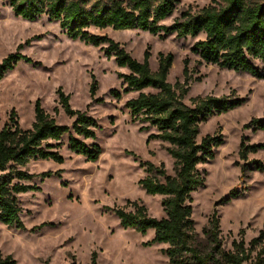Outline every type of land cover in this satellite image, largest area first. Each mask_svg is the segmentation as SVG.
<instances>
[{
    "label": "rangeland",
    "instance_id": "1",
    "mask_svg": "<svg viewBox=\"0 0 264 264\" xmlns=\"http://www.w3.org/2000/svg\"><path fill=\"white\" fill-rule=\"evenodd\" d=\"M219 3L221 0H180L163 23H172L183 11L194 12ZM89 30L108 35L137 60L142 61L149 51L154 71L160 53H172L168 81L188 88L183 97L188 105L195 96L245 99L241 105L213 114L200 124L198 140L207 134H222L223 142L215 148L212 160L197 166L205 182L192 193V217L195 244L203 251L210 247L203 229L215 211L220 218L223 246L230 249L233 240L241 238L248 244L264 225V130L245 125L253 118L264 120V78L202 61L192 47L205 38L203 33L178 37L138 28ZM106 46L69 37L59 20H51L47 14L33 20L17 16L9 0H0V62L16 53L32 59L19 61L0 79V130L13 110L20 125L31 128L38 99L58 124L71 126L75 117L66 114L59 102L58 89H62L70 95L74 109L96 119V137L85 142L101 147L96 161L87 160L69 149L65 134L60 141H52L58 144L63 162L37 159L25 167L36 174L33 182L40 186V190L18 194L25 227H9L0 221V251L12 255L16 264H91L94 253L98 264H171L163 252L167 244H148L154 237L153 229L142 234L124 228L113 211L115 207L130 210L129 201H138L150 215L166 216L163 195L147 193L139 182L146 175L142 162L163 164L170 175H175V164L167 142L148 140L156 129H143L148 122L131 116L126 102L139 92L124 91L126 84L119 74L130 71L118 66L115 56L105 54ZM94 80L97 90L92 96ZM113 91L121 96L116 97ZM243 137L248 144L262 145L249 152L247 160L240 156ZM255 161H260L263 169L257 168ZM244 165L247 169L243 175ZM46 171L58 174L42 179L40 174ZM232 189H238L239 194L226 201Z\"/></svg>",
    "mask_w": 264,
    "mask_h": 264
},
{
    "label": "trees",
    "instance_id": "2",
    "mask_svg": "<svg viewBox=\"0 0 264 264\" xmlns=\"http://www.w3.org/2000/svg\"><path fill=\"white\" fill-rule=\"evenodd\" d=\"M180 0H9L15 14L35 19L47 14L51 20H59L67 35L99 46L106 44L107 56H115L118 66L127 67L129 73L119 76L126 84L124 91H138L127 100L133 119L148 122L143 129L154 127L148 140L160 139L168 143L167 151L174 159L175 175L167 173L165 166L142 162L146 175L139 181L149 194L163 195L162 206L166 216L157 218L149 214L147 207L138 201H129L132 209L115 207L113 211L124 228H134L145 234L154 230L148 244L165 243L163 252L171 264H264V225L257 236L246 244L244 238L234 239L232 248L223 246L220 218L215 211L203 232L210 247L203 251L195 244L192 193L205 182L198 170L199 163L215 157V148L223 142L222 134H207L198 140L200 124L213 114L227 112L244 102L239 96H195L191 105L183 101L188 88L168 81L174 56L159 55L157 70L149 63L146 51L142 61L134 58L119 42L108 35L91 33L89 28L142 29L153 34H173L178 37L205 34L196 41L192 50L202 61L237 72H247L264 78V0H221L197 11H183L170 24L163 21L173 14ZM19 61L31 62L27 55L10 54L0 62V79ZM153 88L154 92L144 89ZM97 90V81L91 85V94ZM59 102L66 114L75 117L71 126L58 124L41 104L35 102V120L31 128L20 125L13 110L0 130V221L9 227L24 228L18 194L40 190L33 182L36 174L25 167L37 159L63 162L64 156L57 143L68 134L69 149L96 161L101 155L98 144H87L85 139L95 138L99 127L96 119L70 104V95L58 89ZM116 97L121 93L113 91ZM58 111V108H55ZM246 127L264 130V120L253 118ZM243 137L240 156L248 159V153L262 147L248 144ZM257 168L263 169L260 161ZM243 175L246 165L243 166ZM54 171L42 172V179ZM239 194L232 189L225 200ZM242 233V230H241ZM255 252V254H254ZM0 264H16L12 255L0 251ZM91 264H98L94 253Z\"/></svg>",
    "mask_w": 264,
    "mask_h": 264
},
{
    "label": "water",
    "instance_id": "3",
    "mask_svg": "<svg viewBox=\"0 0 264 264\" xmlns=\"http://www.w3.org/2000/svg\"><path fill=\"white\" fill-rule=\"evenodd\" d=\"M218 203H219V201L216 202V204H218Z\"/></svg>",
    "mask_w": 264,
    "mask_h": 264
}]
</instances>
